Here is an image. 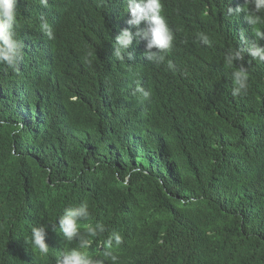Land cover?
Wrapping results in <instances>:
<instances>
[{
  "label": "trees",
  "instance_id": "obj_1",
  "mask_svg": "<svg viewBox=\"0 0 264 264\" xmlns=\"http://www.w3.org/2000/svg\"><path fill=\"white\" fill-rule=\"evenodd\" d=\"M165 2L175 39L157 64L141 38L131 58L112 55L117 27L137 31L124 0H19L23 59L0 64V264H57L78 246L58 219L85 202L81 232L106 226L87 249L104 264L105 251L117 264H264V63H223L241 33L264 29V11L253 26L227 12L251 9L244 0H182L193 7L178 12ZM240 63L248 89L233 97ZM41 224L47 256L30 243ZM113 232L123 243L107 249Z\"/></svg>",
  "mask_w": 264,
  "mask_h": 264
},
{
  "label": "clouds",
  "instance_id": "obj_2",
  "mask_svg": "<svg viewBox=\"0 0 264 264\" xmlns=\"http://www.w3.org/2000/svg\"><path fill=\"white\" fill-rule=\"evenodd\" d=\"M18 3L19 0H0V64L14 70L18 69L24 55L23 42L17 38L16 34ZM244 3L251 5V9L242 6L235 9L228 7L227 12L229 14L244 12L248 24L253 26L260 24L262 20L258 14L264 11V0H244ZM40 4L46 7L47 0H40ZM126 7L130 16L127 24L136 27L137 31L134 33L129 28H123L119 31L115 36L112 51L114 58L124 60L126 55L131 58L132 54L128 52V49L135 37L147 41L144 55L149 61L157 64L163 62L165 54L171 51L173 47L175 37L165 16L162 15L161 0H126ZM141 22L144 24L143 28L139 27ZM40 29L48 39H54V33L46 19H41ZM197 35L203 44L211 46L212 40L209 35L204 32H199ZM254 37V40L249 41L241 33L242 46L237 50L230 49L223 57V63L227 68H233L237 64L234 62L243 61L245 53L253 61L264 63V45L257 42L264 40V29H255ZM153 48L156 51H151ZM239 65L231 74L233 83L231 94L233 97L246 93L248 89L249 73L242 63ZM168 67L174 69L171 61L168 62ZM136 92L141 93L145 100L150 97V92L143 88L138 87ZM90 215L89 206L86 202L81 203L78 207L68 206L63 209V213L58 219L60 232L68 242L77 240L78 246L64 250L57 264H104L103 260L95 259L87 253V249L93 244L92 238L99 237L106 231L105 224L97 222L94 225L92 223L83 225L84 231L82 233L80 222L89 220ZM46 235V227L43 224L31 228L30 243L35 250L44 256L49 253V245L45 240ZM113 242L117 247L123 243V237L119 232H113L110 238L102 241L107 249H112ZM104 256L109 258L112 264H117L119 260L118 255L113 254L112 251H105Z\"/></svg>",
  "mask_w": 264,
  "mask_h": 264
},
{
  "label": "water",
  "instance_id": "obj_3",
  "mask_svg": "<svg viewBox=\"0 0 264 264\" xmlns=\"http://www.w3.org/2000/svg\"><path fill=\"white\" fill-rule=\"evenodd\" d=\"M125 2H126V0H124V3H121L122 5H124L125 6ZM161 3H162V5H163V7L165 8H167V2H165V0H161ZM183 7H186V8H188V9H191L193 6L191 5V4H189L188 2H185V3H183L182 4V2H179V3H174L173 2V0H172V2H171V4H170V6H169V8L170 9H174L175 11H177L178 12V10L179 9H182L183 10ZM130 18V16L129 15H127V20ZM127 22V21H126Z\"/></svg>",
  "mask_w": 264,
  "mask_h": 264
},
{
  "label": "bare ground",
  "instance_id": "obj_4",
  "mask_svg": "<svg viewBox=\"0 0 264 264\" xmlns=\"http://www.w3.org/2000/svg\"><path fill=\"white\" fill-rule=\"evenodd\" d=\"M170 1H171V0H170ZM181 1H182V0H173L174 3H179V2H181ZM108 238H110V237H108ZM108 238L104 239V241L107 240ZM99 245H101V244H99Z\"/></svg>",
  "mask_w": 264,
  "mask_h": 264
},
{
  "label": "rangeland",
  "instance_id": "obj_5",
  "mask_svg": "<svg viewBox=\"0 0 264 264\" xmlns=\"http://www.w3.org/2000/svg\"><path fill=\"white\" fill-rule=\"evenodd\" d=\"M119 31H120V27H117L116 35L119 33Z\"/></svg>",
  "mask_w": 264,
  "mask_h": 264
}]
</instances>
